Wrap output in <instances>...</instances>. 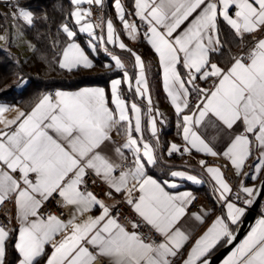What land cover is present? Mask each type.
<instances>
[{
  "label": "snow or ice",
  "instance_id": "6c2138e0",
  "mask_svg": "<svg viewBox=\"0 0 264 264\" xmlns=\"http://www.w3.org/2000/svg\"><path fill=\"white\" fill-rule=\"evenodd\" d=\"M70 2L75 6L70 16L78 32L89 37L88 47L93 53L103 48L123 78L111 81L110 97L100 87L56 91L28 111L16 108L11 119L5 114L13 108L0 104V207H14L0 223V264H6L10 247L14 264H211L218 246H231L222 264H264V216L238 239L242 217L264 190L241 181L240 206L230 199L232 187L222 167L200 160L226 214L216 216L193 242L186 218L203 225L208 213H190L196 197L178 191L177 180L204 181L186 171H170L163 180L149 174L158 164L157 148L144 138L141 107L122 95L127 84L153 112L143 58L120 39L111 19L92 21L91 6H102L103 0ZM114 7L128 37L142 35L158 57L163 90L184 141L183 147L172 143L167 155L195 150L223 159V167L231 165L236 176L259 179L264 187V0H134L132 13L115 0ZM14 9V20L34 23L33 13L18 0ZM129 15L146 26L143 33ZM61 29L67 44L56 59L58 67L93 69V60L76 42L77 31L67 23ZM107 45L133 57L135 76ZM148 122L158 143L155 116ZM208 127L227 137L219 150L201 133ZM97 182L107 187L105 197L121 199L105 203L89 190V183ZM53 200L68 210L66 218L49 210ZM121 205L133 213L124 222Z\"/></svg>",
  "mask_w": 264,
  "mask_h": 264
},
{
  "label": "trees",
  "instance_id": "16d2710c",
  "mask_svg": "<svg viewBox=\"0 0 264 264\" xmlns=\"http://www.w3.org/2000/svg\"><path fill=\"white\" fill-rule=\"evenodd\" d=\"M122 2L126 9L133 6V0H122ZM113 3L114 0H103L102 7L105 14H114ZM11 4L14 8L17 5V0L8 3L0 0L2 6L0 17L3 16V8ZM18 6L33 13L34 23L32 25H27L23 20L20 22L24 34L35 48L30 54L17 60L8 49L0 46V101L21 104L26 111L42 94L51 89H74L87 85H102L108 89L109 81L121 73L119 69L115 68L114 62L108 53L103 51V48H99L95 53L90 51L82 34H78L77 39L90 54L95 67L91 70L80 69L71 72L58 67L56 59L67 42L61 25L71 22L72 4L70 0H18ZM136 48L144 58L152 54L145 41H140ZM108 49L111 52L112 47H108ZM114 50L123 57L130 58L132 63V57L128 52L121 49ZM226 58L225 55L221 59ZM107 65H111V67H107ZM130 70L134 76V69ZM173 156L186 163L185 155L178 153ZM186 165L189 166L187 163ZM169 166L165 162L158 161L155 167L149 168V172L164 176L168 174ZM203 180V193L212 199L209 184L207 180ZM220 247L218 246L214 252ZM15 258L16 253L10 247L6 264H13Z\"/></svg>",
  "mask_w": 264,
  "mask_h": 264
},
{
  "label": "crops",
  "instance_id": "0c3cea01",
  "mask_svg": "<svg viewBox=\"0 0 264 264\" xmlns=\"http://www.w3.org/2000/svg\"><path fill=\"white\" fill-rule=\"evenodd\" d=\"M114 2H115V0H114ZM121 2H122V0H121ZM133 2H134V0H133ZM122 4H123V2H122ZM126 10L129 13L134 12L133 6H132V8H129ZM126 18L129 19L130 21L135 22L136 24L139 21V19L136 18L134 15H129ZM107 19H111L113 21V24L116 28V31L120 36V39L127 45V47L133 49L139 55H141L140 52L138 51V49L136 48V45L140 41H145L144 38L141 36L138 40L130 39L128 37L126 31L123 29L121 22L117 18V14L115 11H114V14H104L103 20L106 21ZM69 26L72 27L73 30H76L78 34H82L85 37L86 41H88L89 37L87 36V34L79 33L78 32V26H76L72 21L69 23ZM98 34H100V33H98ZM75 39H76V42L79 43L81 45V47H83V45L80 43V41L77 39V37ZM145 43H146V41H145ZM66 44H67V42H66ZM66 44H65V46H66ZM86 44H87V42H86ZM87 46H88V44H87ZM107 47H112L111 53L114 55H117L121 58L122 62H124L125 66H126V70L129 72L130 75H132L130 69H134V76H135L137 70L134 68L133 57H132V63H131L130 58L123 57L122 55L117 53V51L114 50V49H119L118 46L107 45ZM229 47H232L233 51H237V49L235 48L234 45H229ZM150 49H151V47H150ZM84 50H85V53L91 59V56L88 53V51L85 48H84ZM90 51H91V49H90ZM151 52H152V54H150L147 58L142 57V55H141V57L143 58L145 65H146V69H147V78L149 81L150 94H151V98L153 101V104H152L153 112L152 113L147 112L148 104H147L146 99H141V98L135 96L134 92H132L133 93L132 95H131V93L129 94L127 84L122 85V95L128 100L129 103L136 102L138 104V106L141 107V109H142V125L144 128L143 135H144V138L146 141H148V142L152 143L154 146H156L157 155L159 157L158 161H162V162L169 164L170 165L169 166L170 167L169 172L170 171H176V170L186 171L189 174L198 176V178H200L201 180H203V179L207 180V182L209 184V187H210L211 193H212L211 196H212V201H213V207H209L202 200L199 203L198 209L190 211V213H201V214L204 212H207L208 215L206 217L205 223L203 225H200L195 220H193L191 218H186L185 227L192 232L193 242H194L195 238H198L200 235L203 234V232L207 229V227L211 224V222L215 219L216 216L226 214V208L224 207L223 202L218 199L219 194L214 191L213 182L211 181L209 175L206 172H204V170L201 168V166L199 165V161L203 159V160H206L207 163L211 166H218V165H217V163L214 162L213 157L206 156L202 153H197V152H195V150H193L191 155L185 154L186 157H190V159H191L187 163L189 166H187L186 163H183L182 159H177L176 156H173V155L178 154V153H174L171 157H169L167 155V150L172 143H175V144L183 147L184 141H183L182 136H181V130L178 127V124L180 121H179V119L175 113L174 108L170 104V101L168 100L166 93L163 90L161 71L159 68L158 57L156 56V54L154 53V51L152 49H151ZM119 71L121 73L118 76L113 77L109 81L108 89H106L102 85H87V86H81V87L74 88V89L55 88V92L56 91H78V90H80L82 88H86V87H100V88H104L106 93H108V95L110 97V95H111V91H110L111 90V81L114 79H122L123 78V70H119ZM45 94H49V93L46 92V93L42 94L39 97V99ZM38 100L36 102H38ZM0 104H6V105H9L13 108V111L5 114V117L8 119H11L16 115V112H15L16 108L24 110L23 107L21 106V104H18V103H7V102L0 101ZM34 104L32 106H34ZM31 107L28 110H30ZM28 110H26V111H28ZM157 110L159 111V113L161 115H159V116L156 115ZM153 116H155V118L157 120L158 143H157V138L152 137V135H151L150 124L148 122L149 119ZM201 133L205 137V139L210 142V144H212L214 147L217 148V150H219L222 147V141L227 138L222 133H219L217 130H215L211 127H208L207 129H202ZM116 139L118 141H120V137H116ZM120 142H122V141H120ZM126 155H128L129 158H131V153L127 152V150H126ZM229 166L231 168V165H229ZM231 170L235 176V181H236L235 184H236V187L239 191H240L241 181H243V183L246 186L252 187L255 185L258 187V184L260 181L259 179L253 181V180L245 178L243 176L238 177L235 175L234 170L232 168H231ZM245 170L248 171L247 168ZM222 171L224 172L223 169H222ZM149 174L153 175L154 178H157L160 180L170 178L168 174L164 175V176H159L158 174L153 173V172H149ZM177 183L180 184L178 191H190L193 193V195L197 191L203 192V183L204 182L202 184H193L190 181L177 180ZM242 196H243L242 201L240 203H238L240 206H244L243 205V199L245 198V195L242 193ZM99 198L104 199L105 203H107V204H112L114 202L112 200H107L103 197H99ZM232 201L235 202L234 200H232ZM13 214H14V207H13ZM93 214H98V213L94 212ZM261 216H264V194L261 197V200H260V203H259V206H258V209H257V212L255 214L254 219L252 220L248 229L245 231V233L241 236L240 239H243V237L247 234V232L251 229V227L255 225L256 221ZM13 223L15 225V221H13ZM233 228L236 229V226H233ZM229 252L217 264H222V261L226 258V256L229 254ZM15 259H14V261H15Z\"/></svg>",
  "mask_w": 264,
  "mask_h": 264
},
{
  "label": "built area",
  "instance_id": "2783aa9c",
  "mask_svg": "<svg viewBox=\"0 0 264 264\" xmlns=\"http://www.w3.org/2000/svg\"><path fill=\"white\" fill-rule=\"evenodd\" d=\"M92 21L98 22L100 19H103L104 17V9L102 6H97V5H92ZM138 27L140 29V32L143 33L145 31V25L142 24V22L138 21ZM98 33L101 32L100 29L96 30ZM142 36V35H141ZM143 37V36H142ZM49 94H54L55 90L51 89L48 91ZM190 157H185L184 161L188 163L190 161ZM214 162L217 163L218 166H221L222 169L224 170V175L225 178L227 179L228 183L231 184L232 186V196L230 199L234 200L237 203H240L242 201V193L237 189L236 187V181H235V176L228 165V167H223L227 162L224 161L223 159H217L213 158ZM89 190L93 191L98 197H103L107 200H112L114 201L112 204L116 203L117 200H120L121 197L119 195H115V199H108L107 197L104 196V193L107 191V187L103 185L102 183L97 182L96 185H93L89 183ZM239 194L240 200H236V195ZM194 196L196 199L194 200L193 204L190 206V211L196 210L199 207L200 201H204L209 207H213V201L209 197H207L203 192L197 191L195 192ZM48 208L50 211L53 213H56L57 215H60L61 218H65L68 215V210H61L57 207L56 201L53 200L50 202L48 205ZM13 215V205L8 204L6 207H0V223H4L7 221L9 216ZM120 215H121V222H124L125 217H132L133 213L131 212V209L126 206V205H121L120 206ZM14 223L10 224L9 227H14Z\"/></svg>",
  "mask_w": 264,
  "mask_h": 264
},
{
  "label": "rangeland",
  "instance_id": "374dc122",
  "mask_svg": "<svg viewBox=\"0 0 264 264\" xmlns=\"http://www.w3.org/2000/svg\"><path fill=\"white\" fill-rule=\"evenodd\" d=\"M84 7L87 8L89 6L85 4ZM74 8L75 6L72 5L71 12L74 10ZM0 9H2L1 5H0ZM14 10L15 9L13 8L12 4L3 8V13H2L3 16L0 17V35H6L7 39L0 40V46L8 49L12 53V55L18 60L26 56L27 54H30L34 50L35 46L24 34L20 22L21 20L13 19L11 13ZM114 11H115V7H114ZM70 19L74 23V19L72 17Z\"/></svg>",
  "mask_w": 264,
  "mask_h": 264
},
{
  "label": "water",
  "instance_id": "95a60500",
  "mask_svg": "<svg viewBox=\"0 0 264 264\" xmlns=\"http://www.w3.org/2000/svg\"><path fill=\"white\" fill-rule=\"evenodd\" d=\"M258 188H262V190H264V187L261 186L260 181L258 184ZM262 195H258L253 205L248 207L245 216L242 218V222L239 225L238 239L241 238V236L245 233V231L248 229L249 225L251 224L252 220L254 219ZM230 250H231V246H221L217 251H215L212 254L211 264H217Z\"/></svg>",
  "mask_w": 264,
  "mask_h": 264
}]
</instances>
